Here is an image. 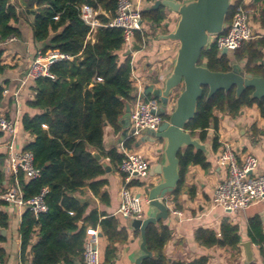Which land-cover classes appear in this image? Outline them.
I'll use <instances>...</instances> for the list:
<instances>
[{
  "label": "trees",
  "instance_id": "trees-1",
  "mask_svg": "<svg viewBox=\"0 0 264 264\" xmlns=\"http://www.w3.org/2000/svg\"><path fill=\"white\" fill-rule=\"evenodd\" d=\"M11 1L0 0L1 41L11 36L21 38L22 32L16 25L22 16H28L32 19L33 40L43 45V55L48 50H58L73 58L50 68L53 79L45 77L34 82V99L27 101L25 108L35 113L25 112L20 121L21 129L34 136V142L24 152L33 154L34 167L40 171V177L31 181H27L25 174L19 172L18 181L24 198L32 199L43 189H48L46 214L36 216L29 209L24 211L20 229L22 264H76L83 259L88 228V220L83 227H79L88 206L76 195L88 187L101 200L106 197L102 190L107 182L100 180L106 168L94 158L93 153L109 158L116 167L123 159L117 151L105 154L103 140L106 126H111L116 132L121 131V119L126 107L134 101L130 81L131 56H125L122 60L123 30L106 26L116 15L117 0H36V8L20 12L12 6ZM84 4L107 14L98 16L102 26L96 30L94 41L88 39L90 27L79 16V7ZM238 6L239 1L233 0L225 27L231 25ZM261 15L264 16V10ZM166 19L164 7L156 10H152L151 6L145 7L142 11L145 38L148 36V26L160 27ZM261 21L264 25V19ZM227 31L225 29L224 34ZM134 39L142 44L140 33ZM4 47H0V76L7 69L3 63ZM233 63L243 64L247 74L264 78V37L243 43L230 56H223L217 43L211 40L200 60V64L213 72H229ZM4 90L5 87H0V101L4 98ZM207 94L208 90L205 89L194 119L185 128L193 137L199 135L202 142L206 141L209 128L217 129V113L235 118L242 110L256 105L264 119V99H254L250 89L238 98L235 89L227 93L219 91L211 98H207ZM4 138L5 135L0 132V141ZM131 144L127 143V148ZM219 146L218 139H215L214 150L217 151ZM5 157L6 153L0 151V191H5L2 170ZM178 158L180 183L172 194L175 198L185 189L190 166L209 168L205 154L193 147L184 149ZM190 195L193 196L192 191ZM1 205H5L2 200ZM8 224L7 215L0 211V228L7 229ZM89 224L99 226L100 235L109 239L106 257L107 263H110L115 258L114 244L125 242L126 232L119 229L118 220L112 217L99 222L96 214H93ZM251 224L256 226L255 221ZM37 229L39 242L33 244ZM238 232L236 226L225 221L220 236L212 230L200 229L195 238L206 248L236 249L240 243ZM146 237L148 250L153 256L142 264L208 263L207 258L189 263L170 261L164 249L172 238V231L163 222L151 224ZM4 240L0 234V242ZM259 245L264 255V245ZM3 259L4 252L0 249V260Z\"/></svg>",
  "mask_w": 264,
  "mask_h": 264
},
{
  "label": "crops",
  "instance_id": "crops-1",
  "mask_svg": "<svg viewBox=\"0 0 264 264\" xmlns=\"http://www.w3.org/2000/svg\"><path fill=\"white\" fill-rule=\"evenodd\" d=\"M13 1L21 4L20 0ZM183 1L189 0H180V2ZM248 4L256 10L252 21L255 34L257 38L264 37V25L261 21L264 19L262 18L264 16L261 15L264 10V0L258 2L248 0ZM25 10L23 8L22 11ZM166 15L167 19L160 27L148 26L146 28L149 41L146 39L147 44L144 47L135 41V45L141 49L133 51L130 55L131 63L137 76L143 79L144 88L149 97L157 98L156 92L163 89L166 78L173 70L179 48L178 42L161 39L162 35L174 31L179 18L176 13L168 10H166ZM16 27L20 28L22 32L21 38L4 47L3 63L7 69L0 76V87H5L9 93L4 95L0 101V116H6L10 120H19L15 148L18 152H23L30 143L34 142V136L21 129V117L25 112L35 113L25 108L26 102L34 99L35 92L32 90L34 82L23 81L31 61L37 56L43 55L44 47L33 40L31 17L22 16ZM88 39L94 41V36ZM127 51L126 49L123 50L122 60L127 56ZM15 93L19 94L17 100L14 97ZM216 115L219 119L217 129L209 128L206 141L200 140L208 150L205 156L209 168L205 169L200 165L190 166L186 174L185 189L178 198L173 195L168 198V208L181 211L184 218L179 222L169 217L167 221L163 222L172 231V238L167 243L164 253L170 261L183 263L207 258V264H264V255L261 253L259 245V243L264 245V201L235 214H228L219 207H212L211 204L215 187L226 177V171L217 165L215 158L217 151L224 143L230 142L240 157L245 154L255 156L259 161L255 174L264 173V119L256 105L242 110L240 115L235 118L221 113ZM128 132L129 129L126 130L124 127L121 131L116 132L111 126H106L103 140L104 153L117 151L120 154L119 147L126 139ZM195 137L200 139L199 135ZM5 139L6 135L0 143H4ZM215 139H218L220 145L217 151L213 148ZM129 142L133 143L129 149L144 155L150 161L151 168L161 162L163 151L161 141L151 142L147 140L141 142L140 140L135 142L129 140L126 141V147ZM1 151L6 153L4 148ZM100 162L106 168L105 175L100 178V180L107 182L102 190L106 197L101 200L88 187L77 193L76 196L80 201L88 206L79 227H83L87 220L88 228L93 227L89 224V218L93 214H96L99 222L109 217L118 220L119 229L126 232L127 240L114 244L115 258L107 263L106 254L110 247V241L106 236L100 235L98 248L101 261L102 264H132L141 255L140 231L131 229L128 226V221L118 213L120 190L123 185L118 167L112 164L109 158L102 156ZM2 170L5 176L3 189L6 191L12 186L14 178L5 171L4 165ZM159 181V176L149 175L143 183L134 182L132 188L135 193L145 192L147 195L148 190L157 185ZM190 191L193 192L192 197ZM0 211L4 212L9 220L7 229L0 228V234L5 239L0 242V249L4 252V259L0 260V264H22L20 229L25 210H22L21 213H13L5 204L0 206ZM152 213L153 210L148 203H143V218H147ZM225 221L236 226L239 230L240 243L236 249L229 247L206 248L196 241V233L200 229L212 230L220 236L221 226ZM252 221H255L256 226H252ZM94 228H98L101 233L99 226ZM38 232L39 229L36 230L32 240L33 244L39 242ZM247 244H250V247H247L251 251L250 258L247 255L249 251L245 247ZM76 264H84L83 259Z\"/></svg>",
  "mask_w": 264,
  "mask_h": 264
},
{
  "label": "built area",
  "instance_id": "built-area-1",
  "mask_svg": "<svg viewBox=\"0 0 264 264\" xmlns=\"http://www.w3.org/2000/svg\"><path fill=\"white\" fill-rule=\"evenodd\" d=\"M159 0H117L116 15L106 25L110 28L123 30L124 49L131 50L135 45V35L142 36V47L146 46L144 32V22L142 11L145 6H152ZM239 1L232 23L225 27L228 31L220 36L212 37L216 42L220 53L226 49L229 54L238 50L243 43L257 38L253 28V17L256 10L248 4V0ZM233 0H231V3ZM12 6L20 12L23 10L21 4L11 1ZM103 11L95 10L88 4L79 7L80 19L90 27L89 37H93L96 30L102 26L98 19ZM18 41V38L11 36L5 41L0 40V47L10 45ZM73 58L63 54L58 50H50L45 55L37 56L33 59L26 71L23 82L33 81L40 78H52L50 68L60 62L72 61ZM134 101L132 103L129 132L126 139L119 147L120 155L123 156L118 172L122 176L123 185L120 190L119 215L129 220L143 219V203H148L147 195L135 193L132 188L134 182L143 183L150 175L151 163L141 153L126 147V141H140L147 132H157L159 128L168 121L174 106L172 100L177 99L173 94L165 109L158 98L149 97L146 94L143 79L138 77L131 63V78ZM8 90H4L3 95H7ZM19 94L14 97L18 99ZM18 102L16 101V104ZM176 103V102H175ZM164 110V115L159 112ZM19 120H10L6 116H0V132L6 135L4 143H0V151L6 150L4 158V169L11 174L14 182L6 191H0V200L4 201L10 212L21 213L22 210L29 209L36 216L46 214L48 207L45 197L48 189L29 200H25L21 190L18 174L23 172L26 180L31 181L40 177V171L34 167V156L30 152H18L15 148L18 134ZM216 163L226 171V177L215 187L212 195V207H219L228 214H235L246 210L250 206L264 201V173L255 174L259 165L258 159L252 154H245L242 157L235 151L233 146L226 142L216 154ZM170 217L181 221L184 214L174 208L170 209ZM87 240L83 251L84 264H102L99 252L100 231L98 228L89 227L86 230Z\"/></svg>",
  "mask_w": 264,
  "mask_h": 264
},
{
  "label": "water",
  "instance_id": "water-1",
  "mask_svg": "<svg viewBox=\"0 0 264 264\" xmlns=\"http://www.w3.org/2000/svg\"><path fill=\"white\" fill-rule=\"evenodd\" d=\"M24 9L32 10L36 0H20ZM164 7L178 15V21L173 32L162 35L161 39L179 43L176 59L171 74L166 78L163 89L156 92L163 109L169 98L177 93L174 109L157 132H147L141 142L161 141L163 143L161 162L150 169L151 176H159L160 181L147 192L148 205L153 210L152 215L143 219L128 221L131 229L140 231L141 255L132 264H142L153 255L147 247L146 232L151 224L165 222L170 217L168 198L174 193L180 183L179 154L186 148L193 147L204 154L208 153L206 145L186 131L187 124L196 115L198 102L203 97L204 90H208L207 98H211L219 91L236 90V97L247 89L252 90V97L264 99V78L247 74L238 63H233L229 72H213L200 64L202 52L208 48L211 38L220 36L225 31L227 15L231 7V0H159L151 6L152 10ZM141 48L134 45L126 52L130 56L133 51ZM223 56L229 55L222 51ZM130 105L126 107L121 124L128 130L130 123ZM164 115V110L159 112ZM96 160L101 156L94 152ZM3 162L5 159L2 160ZM250 247V244L245 246ZM248 257L251 251L247 248Z\"/></svg>",
  "mask_w": 264,
  "mask_h": 264
},
{
  "label": "rangeland",
  "instance_id": "rangeland-1",
  "mask_svg": "<svg viewBox=\"0 0 264 264\" xmlns=\"http://www.w3.org/2000/svg\"><path fill=\"white\" fill-rule=\"evenodd\" d=\"M147 39H148V41H149V36H147ZM231 54H229V56H230ZM240 66H241V68L244 70V66H243V64H239ZM175 95H177V93H174ZM175 102H176V98H174L173 100H172V106H174V104H175ZM228 143H230V142H228ZM231 144V143H230ZM141 195L142 196H145L146 195V193L145 192H142L141 193ZM251 207V206H250Z\"/></svg>",
  "mask_w": 264,
  "mask_h": 264
}]
</instances>
